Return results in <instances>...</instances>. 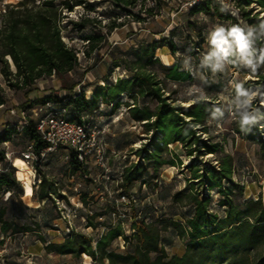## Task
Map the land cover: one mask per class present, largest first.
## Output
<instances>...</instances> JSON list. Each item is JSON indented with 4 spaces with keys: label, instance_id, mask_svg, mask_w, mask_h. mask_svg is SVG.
<instances>
[{
    "label": "trees",
    "instance_id": "1",
    "mask_svg": "<svg viewBox=\"0 0 264 264\" xmlns=\"http://www.w3.org/2000/svg\"><path fill=\"white\" fill-rule=\"evenodd\" d=\"M115 8L131 14V8L138 0H107ZM157 7L165 6L166 0H152ZM145 0H141L144 6ZM264 13V0H238L240 7V21L223 13L214 0H203L190 8L193 13L218 14L221 20L229 21L228 31L238 29L244 36L248 53L246 60L264 66V17L252 14V6ZM81 6L87 12L93 10L90 0H19L17 3L6 4L0 10V74L5 85L15 90H24L27 97L33 92L35 82L47 77L56 76L63 90L72 91L78 83L69 84L65 78L77 65L76 52L68 47L61 39L59 20L63 11H73L74 7ZM129 8V9H128ZM250 8V9H248ZM146 17L136 15L137 19L144 20L153 15V7L143 8ZM76 30H83L93 23L88 14L79 21H70ZM114 27L116 25H113ZM170 34H174L173 30ZM88 47L85 55L97 48L99 39L96 35H87ZM165 37L144 41L129 47L126 55L119 57L111 67L119 68L124 72L122 77L115 81L101 80L91 84L90 96L79 92L73 96L45 95L26 99L21 109H28L34 105L45 103L46 100L60 102L68 108V117L79 120L82 115L93 114L102 104L98 116L108 118L121 106L127 108L129 118L142 123L145 128L146 141L134 151L138 160L126 159L122 171L121 182L118 184L115 195L106 200V206L116 207V199L121 195L133 194L135 201L130 204H119L128 208L130 218L129 234H126L122 222L108 224L105 231L89 235L75 229H70L61 241H45L42 235L38 236L44 244L48 254L64 256L70 255L79 264L82 255L90 258L92 264H264V200L262 196L254 199L242 197L244 187L232 178L231 163L223 158L218 165L202 164L200 156L216 153L217 143H209L202 139L197 130L204 125L208 113L214 110V103L204 99H197L188 106L173 104L164 95L157 75L146 69L153 63H160L156 51L167 46L170 52L174 51L171 42ZM236 40V39H235ZM218 53L225 56L229 68L239 69L241 55L235 46L229 43L217 44ZM10 66L15 69L13 72ZM166 72L167 78L180 81L187 76L177 61L172 66L159 65ZM257 78L262 76L259 73ZM256 84V83H253ZM250 84L249 86H252ZM216 92L222 90V83L215 84ZM84 92V89H82ZM235 97L247 98L250 95L248 84L241 89L234 87ZM7 101L5 89L0 84V106ZM104 108L110 109L107 115ZM250 121L246 117L236 125L235 131L248 138H254L250 128ZM6 125L0 132V145L11 140L15 133L23 134L33 144V151L38 154L46 147L36 131L33 119H28L21 131ZM17 128V126H16ZM203 128V127H202ZM259 141V138H257ZM181 144L184 154L191 160L185 166L189 170V178L184 189L175 191L171 195V202L191 209L181 214L183 223L179 220L161 218L155 222H147L139 218L136 211L137 198L134 187L136 184H146L157 178L158 169L166 164L161 159V152L168 145ZM262 145L263 142L261 141ZM69 159L74 170L87 172L75 155L69 152ZM0 162L6 167L5 152L0 150ZM169 164H181V160L174 155ZM150 170L153 173L150 174ZM36 198L40 202L52 200L55 189L45 175L40 176L36 185ZM19 187L14 169L0 173V192L13 190ZM216 189L220 195L218 205L224 208L220 216L210 208L209 192ZM53 206L54 203L52 202ZM56 208V206L54 207ZM117 209V208H116ZM58 216L59 212L56 211ZM5 211H0V230L7 233L16 225L7 223L3 219ZM100 215L85 216L86 226L97 230L95 218ZM55 218V217H54ZM58 218V217H57ZM34 228L39 223L34 221ZM173 227L176 234L185 241L184 252L181 255H168L164 247L162 231ZM21 232H32L34 229L27 225L20 227ZM117 239H122L128 247L125 251H118L113 247ZM254 260L253 263L250 261Z\"/></svg>",
    "mask_w": 264,
    "mask_h": 264
},
{
    "label": "rangeland",
    "instance_id": "2",
    "mask_svg": "<svg viewBox=\"0 0 264 264\" xmlns=\"http://www.w3.org/2000/svg\"><path fill=\"white\" fill-rule=\"evenodd\" d=\"M18 1L0 0V10L5 8L6 4H15ZM90 1L93 10L87 12L83 7L77 6L73 11H63L59 20L61 39L75 50L77 57V65L65 80L69 84L78 83V86L72 91L63 90L56 76L47 77L35 82L32 86L33 92L25 97L24 90L8 88L0 74V84L4 87L7 98L6 103L0 106V132L6 129L7 124L15 127L17 131L16 126L19 127L20 120L18 113L26 99L43 97L48 90L49 94L55 96H73L81 92L88 97L91 94L88 86L96 81L100 83L101 80L112 83L113 77L121 73L115 68L111 70V67L115 65L114 61L126 55L129 47L165 37L167 43L173 44L174 51L170 52L167 46L159 48L156 57L160 63L146 66L148 71L157 75L164 95L175 105L188 106L197 99L214 103V110L208 113L203 128H200L202 131L197 130V134L209 143H217L219 149L216 153L200 156L201 163L217 166L226 158L231 163L233 180L244 187L242 197L248 200L262 196L264 200V66L248 63L246 60L248 53L245 49L241 50L228 31L229 21L221 20L218 14L191 12L190 8L185 6L189 0H166V5L161 7L153 5L152 0H145L143 6L141 0H138L136 6L131 8V14L113 7L107 0ZM146 7H153V15L139 21L136 15L146 17L143 10ZM255 8L253 5L252 14L264 17L263 13ZM86 14L93 23L83 30L74 29L70 21H79ZM172 30L173 35L170 34ZM217 33H222L226 43L235 46V50L241 55L239 69L229 68L225 56L218 53V43L214 42ZM89 34L96 35L99 39L97 48L86 56L84 53L89 44L85 37ZM261 34L264 35V30ZM176 61L180 65V70L187 75L180 81L168 79L166 72L159 66L160 64L172 66ZM10 69L15 71L11 66ZM259 73L262 79L257 78ZM217 82L222 83L220 92H216L215 89ZM245 84H248L249 97H235L232 92L234 87L241 89ZM250 84L253 85L249 86ZM11 110L15 112L14 115L10 114ZM109 110L104 108V114L110 113ZM246 117L250 121L249 126L254 138H248L235 131L236 125L243 122ZM99 119L104 117L99 115L97 121ZM104 121L108 123L105 135L109 175L113 177L110 180L101 179V171L97 168L87 172L74 170L69 155L62 148L49 154L44 162L35 167V173H32L21 157V153L31 143L22 133H15L7 145L4 143L0 145V150L5 152L8 162L6 167L0 162V167L4 172L14 169L19 182L18 188L0 192V211H5L3 219L16 225L7 233L0 234V264L76 262L70 255L46 253L43 242L38 239L39 235H42L46 242H57L61 241L70 229L95 235L105 231L108 224L114 225L117 221L122 222L126 234L131 232L128 208L118 205V209L116 207L111 209L106 206V200L115 195L113 190H117L118 169L126 162L121 156L134 155L129 159L136 160L137 155L134 151L140 148L148 135L142 123L129 118L127 108L124 106ZM174 155L178 156L181 164L175 166L169 164L168 161H173ZM161 159L166 161V164L158 169L157 178L146 184H136L134 187L138 199L137 215L147 222L169 218L183 223L179 216L191 208L173 204L171 195L184 189L190 174L185 166L191 158L184 154L181 144L176 143L168 145L161 152ZM152 173L153 170H150V174ZM42 175L51 181L55 189L52 200L46 202L38 201L35 194L36 185ZM104 184L108 191H112L110 196L108 191H105ZM209 197L210 208L222 216L224 208L218 205L220 195L217 190H211ZM57 200L60 201L59 204L56 203ZM55 210L59 212L58 216ZM95 214L100 215L95 218L99 224L97 230L87 227L85 219L86 215ZM34 221L40 226L34 228ZM22 225H27L34 231L21 232ZM161 235L168 255H181L184 252L185 241L176 234L173 227L162 231ZM113 247L118 251H125L128 246L122 239H117ZM253 262L254 260L250 261ZM79 264L92 263L88 256L82 255Z\"/></svg>",
    "mask_w": 264,
    "mask_h": 264
},
{
    "label": "built area",
    "instance_id": "3",
    "mask_svg": "<svg viewBox=\"0 0 264 264\" xmlns=\"http://www.w3.org/2000/svg\"><path fill=\"white\" fill-rule=\"evenodd\" d=\"M203 0H189L185 3L187 8H192ZM222 9L223 13L230 15L231 17L240 20V7L238 0H214ZM255 5V4H253ZM264 15V13H263ZM119 72V68H115ZM124 72L119 73L113 77V81L117 77H122ZM102 104L99 108L93 111V114L82 115L79 120H72L68 117V108L63 106L60 102H54L53 100H46L45 103L34 105L28 109H20L18 113L19 127L18 131H21L24 126L27 125L28 119H33L36 124V131L40 138L46 142V147L41 149L38 154L33 151V144L30 143L24 152L21 153L23 161L31 169L32 173H35V167L44 162L48 155L62 148L67 154L72 152L77 161L83 165L87 171L92 168H97L101 171V179L110 180V170L108 167L109 157L106 145V127L108 123H105V119H98V113L102 110ZM10 114L14 115L13 110ZM98 116V117H97ZM7 145V142L4 143ZM114 154V152H112ZM7 156V153H6ZM133 158L134 155L129 158ZM123 160L127 159V155L121 156ZM134 159V162H136ZM123 162L119 167L118 179L116 184L121 182L122 171L125 167ZM4 170L0 167V173ZM105 186V184H104ZM105 191L107 187H104ZM112 191H108L110 196ZM116 201V208L119 204H130L135 201L134 195H121ZM60 201H56L59 204Z\"/></svg>",
    "mask_w": 264,
    "mask_h": 264
},
{
    "label": "clouds",
    "instance_id": "4",
    "mask_svg": "<svg viewBox=\"0 0 264 264\" xmlns=\"http://www.w3.org/2000/svg\"><path fill=\"white\" fill-rule=\"evenodd\" d=\"M217 39L214 41L218 44H223V43H226V39L224 38L223 34L222 33H217ZM230 35H232L237 43L239 44L241 50H244L246 47H247V44H246V41H245V38L244 36L240 33L239 30H236L234 29Z\"/></svg>",
    "mask_w": 264,
    "mask_h": 264
},
{
    "label": "crops",
    "instance_id": "5",
    "mask_svg": "<svg viewBox=\"0 0 264 264\" xmlns=\"http://www.w3.org/2000/svg\"><path fill=\"white\" fill-rule=\"evenodd\" d=\"M49 92H50L49 90H48V91H46V92H45V94H44L43 96H45V95H48V94H49ZM29 95H30V94H29ZM0 234H2L1 230H0Z\"/></svg>",
    "mask_w": 264,
    "mask_h": 264
}]
</instances>
